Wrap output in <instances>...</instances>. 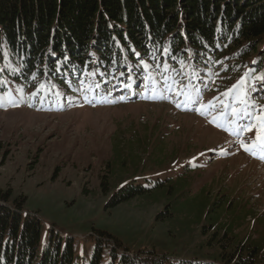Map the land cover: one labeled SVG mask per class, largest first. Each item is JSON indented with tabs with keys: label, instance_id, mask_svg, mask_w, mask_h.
<instances>
[{
	"label": "rangeland",
	"instance_id": "rangeland-1",
	"mask_svg": "<svg viewBox=\"0 0 264 264\" xmlns=\"http://www.w3.org/2000/svg\"><path fill=\"white\" fill-rule=\"evenodd\" d=\"M220 70L217 63L207 69L201 83L193 77L179 83L188 86L192 100L168 91L175 87V73L169 72L165 83L149 67L144 85L140 74L136 85L127 75L113 87L111 80L101 86L89 76L77 81L72 94L60 96L56 87L52 100L46 90L40 98H30L31 106L12 100L0 111V192L13 200L25 199L24 210L37 213L44 222L46 240L48 226L63 237L76 238L79 264L91 262L95 245L91 236L97 230L121 240L132 253L148 249L175 258L205 259L203 255L214 252L202 246L204 238L195 222L189 223L187 233L175 229L171 234L169 224L157 221L167 202L136 198L108 208L110 195L102 187L114 178L125 181L130 172L137 177H182L186 190L199 196L197 203L230 201L234 211L223 219L225 224L233 225L241 241L258 243L264 255V160L258 158L264 150L257 140L264 93L256 94L255 115L248 118L251 130L239 138L224 130L246 123L232 114L231 107H224L239 108L236 93L222 95L242 78L251 85L262 72L254 79L248 74L236 79L232 71L223 79L229 68ZM197 90L202 100H197ZM210 101L214 107H205L207 114L201 115L200 104ZM213 118L222 127L212 123ZM241 140L249 147L255 144L257 155L246 152ZM127 159L128 169L120 167Z\"/></svg>",
	"mask_w": 264,
	"mask_h": 264
},
{
	"label": "trees",
	"instance_id": "trees-1",
	"mask_svg": "<svg viewBox=\"0 0 264 264\" xmlns=\"http://www.w3.org/2000/svg\"><path fill=\"white\" fill-rule=\"evenodd\" d=\"M145 63L158 81L172 72L179 83L190 77L201 83L217 63L219 73L229 68L223 79L233 73L254 79L264 63V0H0V111L17 99L31 106L30 98L43 90L50 100L56 87L60 96L72 94L77 81L89 76L101 86L111 80L113 87L127 75L136 85L140 74L148 84ZM127 162L120 167L128 169ZM182 179L130 172L125 181L106 179L102 187L110 195L108 208L136 198L167 202L157 221L169 224L171 234L187 233L195 222L202 246L213 254L187 259L148 249L132 253L97 230L89 264H264L262 247L241 241L225 224L232 203H197L199 196ZM24 200L0 192V264H79L76 238L50 227L46 240L44 222L24 210Z\"/></svg>",
	"mask_w": 264,
	"mask_h": 264
},
{
	"label": "snow or ice",
	"instance_id": "snow-or-ice-1",
	"mask_svg": "<svg viewBox=\"0 0 264 264\" xmlns=\"http://www.w3.org/2000/svg\"><path fill=\"white\" fill-rule=\"evenodd\" d=\"M149 67L148 64H144V68L147 69ZM157 68L160 67V65L156 66ZM165 71H167L168 66L164 65ZM165 83L167 82V77L164 78ZM173 85L175 87H171L168 89V91H175L178 96H185L188 100H192V97L188 95V92L185 90L187 89V85L180 86L178 81L173 80ZM235 92V104L239 106L237 108L236 106H231L229 104H225L224 107H231V112L234 116L241 117L245 120V124L243 126L237 125L236 128H224L225 131H229L230 134H233L239 138L242 133L245 130H251V123L248 122V118L255 115V100L257 98V93H264V79H260L252 83L251 85L247 82L245 78H242L237 85L233 87V89H229L228 92L223 93L222 95L225 97H230L231 94ZM153 98H155L153 96ZM219 97H216L215 100L219 101ZM197 100H202V95L199 93V90H197ZM196 102V101H192ZM177 107H181L180 103L176 104ZM205 107L211 109L214 107V102L210 101L207 106L204 104H200L199 108L197 109L200 111L201 115H206V111L204 110ZM252 108L253 111H249V109ZM212 123H214L217 127H222L219 123H217L216 118H213ZM258 135L257 140L260 141L259 148L261 150H264V116L260 117V127L257 129ZM241 146L244 148L246 152H249L252 155H257L255 149L256 145L254 144L252 147H249L248 144L244 143L243 140H241ZM258 158L264 160V154H261Z\"/></svg>",
	"mask_w": 264,
	"mask_h": 264
},
{
	"label": "bare ground",
	"instance_id": "bare-ground-1",
	"mask_svg": "<svg viewBox=\"0 0 264 264\" xmlns=\"http://www.w3.org/2000/svg\"><path fill=\"white\" fill-rule=\"evenodd\" d=\"M261 77H260V79H264V72L263 73H261V75H260Z\"/></svg>",
	"mask_w": 264,
	"mask_h": 264
}]
</instances>
